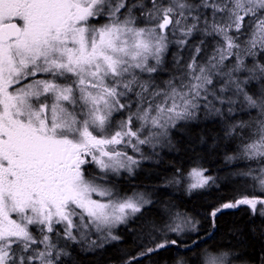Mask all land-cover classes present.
Masks as SVG:
<instances>
[{
    "label": "rangeland",
    "instance_id": "rangeland-1",
    "mask_svg": "<svg viewBox=\"0 0 264 264\" xmlns=\"http://www.w3.org/2000/svg\"><path fill=\"white\" fill-rule=\"evenodd\" d=\"M141 1L43 0L32 7L34 16L27 23L24 53L41 56L42 74L32 84L33 89L18 92L20 100L10 103L9 108L43 118V135L49 136L52 129L62 143L76 144L82 153L71 170L42 185L2 186L0 179V264H26L25 257L40 242L38 236L46 241L56 227L72 240L92 232L98 239L114 241V231L149 205L150 199L142 190L118 193L110 183L152 161L153 143L167 136L169 124L186 115L183 96L187 93L159 102L157 114L152 107H139L136 115L133 107L134 116L128 114V106L133 105L129 101L131 94L137 93L134 77L138 73L147 79L153 76V64L167 53L169 39L178 34L174 22L182 18L181 0H151L156 15L146 16L142 26H137L129 17ZM222 1L236 4L233 9L226 6V18L230 21L229 16L236 14L241 24L243 20L251 23L252 47H261L264 0ZM167 17H172V23L165 29L162 24ZM182 89L173 90L179 94ZM31 94H36L33 98L37 99L32 104L28 101L33 99ZM149 97V103L153 102V94ZM160 113L162 118L158 117ZM153 124H159L154 133ZM260 131L247 147L256 160L264 159V121ZM147 144L149 156L144 152ZM141 153L145 155L136 158ZM261 166L254 192L264 200V165ZM187 177L189 189L205 188L209 182L200 168L192 169ZM254 198L249 197L245 203L252 214L263 217L264 204H257ZM16 211L20 212L17 218ZM175 219L171 232L186 236L196 230L189 219ZM45 244L50 248L48 242ZM46 257L44 251L43 264ZM202 264L248 263L223 253L206 255Z\"/></svg>",
    "mask_w": 264,
    "mask_h": 264
},
{
    "label": "trees",
    "instance_id": "trees-1",
    "mask_svg": "<svg viewBox=\"0 0 264 264\" xmlns=\"http://www.w3.org/2000/svg\"><path fill=\"white\" fill-rule=\"evenodd\" d=\"M179 4L182 18L174 22L178 34L169 39L163 59L153 64L152 77L140 73L134 77L137 93L131 91L128 114L136 115L139 107L159 113V102L187 93L186 115L169 124L167 136L153 143L151 162L110 183L118 193L142 190L149 205L117 228L111 242L92 232L68 239L56 227L48 241L38 236L40 242L25 257L26 264L36 258L33 264H43L44 251L46 264H202L206 255L223 253L248 264H264V216L252 214L242 203L253 196L257 204H264L254 192L264 159H253L247 150L264 121V42L253 49L251 23L241 24L236 14L229 16L230 21L226 18V6L233 9L236 4L222 0ZM135 5L129 18L137 26L146 16L156 15L151 0ZM177 87L183 88L179 94L173 90ZM158 127L153 124V133ZM150 151L147 144L144 152L149 156ZM194 168L205 171L207 187L188 188L187 176ZM176 217L189 219L196 230L186 236L171 232Z\"/></svg>",
    "mask_w": 264,
    "mask_h": 264
},
{
    "label": "flooded vegetation",
    "instance_id": "flooded-vegetation-1",
    "mask_svg": "<svg viewBox=\"0 0 264 264\" xmlns=\"http://www.w3.org/2000/svg\"><path fill=\"white\" fill-rule=\"evenodd\" d=\"M43 0H0V179L2 186L42 185L72 169L82 148L62 143L56 132L42 134L45 121L39 116L10 109L19 91L33 89L42 74V58L24 53L27 23L32 7ZM15 23L11 31L7 25ZM18 32V34H16ZM28 54V55H25ZM36 64L38 66L36 67ZM36 94L29 96L36 97ZM28 98V97H27ZM37 100L35 98L28 101ZM36 102L37 103H40ZM17 111V112H16ZM33 120H31V119ZM19 211L14 214L17 218Z\"/></svg>",
    "mask_w": 264,
    "mask_h": 264
},
{
    "label": "water",
    "instance_id": "water-1",
    "mask_svg": "<svg viewBox=\"0 0 264 264\" xmlns=\"http://www.w3.org/2000/svg\"><path fill=\"white\" fill-rule=\"evenodd\" d=\"M171 22H172V18H171V17H167V18L165 19V21L163 22V27H164V28L169 27V26L171 25ZM15 26H16L15 23H13V24H8V25H7V27H8L11 31H16V30H15ZM16 34H18V32H17Z\"/></svg>",
    "mask_w": 264,
    "mask_h": 264
}]
</instances>
